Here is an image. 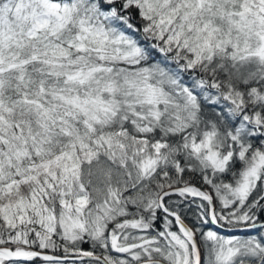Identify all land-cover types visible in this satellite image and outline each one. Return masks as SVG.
<instances>
[{"label":"snow or ice","instance_id":"6c2138e0","mask_svg":"<svg viewBox=\"0 0 264 264\" xmlns=\"http://www.w3.org/2000/svg\"><path fill=\"white\" fill-rule=\"evenodd\" d=\"M0 264H264V0H0Z\"/></svg>","mask_w":264,"mask_h":264}]
</instances>
